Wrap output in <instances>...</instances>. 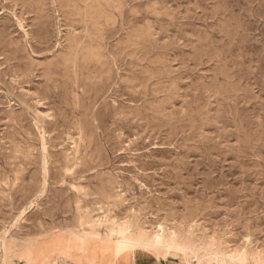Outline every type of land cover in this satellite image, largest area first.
Here are the masks:
<instances>
[{
    "label": "rangeland",
    "instance_id": "1",
    "mask_svg": "<svg viewBox=\"0 0 264 264\" xmlns=\"http://www.w3.org/2000/svg\"><path fill=\"white\" fill-rule=\"evenodd\" d=\"M96 218L264 257V0H0V264H113Z\"/></svg>",
    "mask_w": 264,
    "mask_h": 264
},
{
    "label": "bare ground",
    "instance_id": "2",
    "mask_svg": "<svg viewBox=\"0 0 264 264\" xmlns=\"http://www.w3.org/2000/svg\"><path fill=\"white\" fill-rule=\"evenodd\" d=\"M43 141H44V139H43ZM43 141H42L41 148H42V151L45 153L46 152V146H45V143ZM43 169H44L43 172H46V163L45 162L43 165ZM43 180L44 181H43L42 187L44 188L46 180L44 178H43ZM30 202H32V201H30ZM30 206H31V204H30ZM26 208H29V206ZM27 211H29V209ZM20 213H22V211ZM99 220L101 221V219L96 218V219L92 220V223L85 225L83 233L87 237H89L91 239H96L97 241H99L103 244L104 250L110 254L113 264H118L122 261L126 262L127 260H130L131 258H135L136 260H139V259H141L143 257H147L149 255L160 256L163 258V260L168 258V257L176 258L175 252L170 249L171 245L166 244L165 241L163 240L162 232H160L161 230L160 231L156 230L152 236L151 235L148 236V234H146L147 231H143L141 236H139L138 238H133L130 233H126L127 231H125L126 228L124 227V225H121L124 229L120 230L119 234H116L114 232V228H112L110 226V228H112V229L110 230L109 235H108L107 232L101 231L99 229V224H101L99 222ZM15 221L17 222L18 220L16 219ZM107 225L108 224L106 223L105 226H107ZM11 226H12V224H11ZM7 233L2 235V237L0 238V249L5 247L6 238H7L6 234ZM113 236H115V237H113ZM177 243H175V244L171 243V244L174 247H177V245H178ZM59 247L60 246H57L55 241H50V242L46 243V245L43 249L47 252H51L53 250L59 249ZM183 250H182V252H183ZM41 252H44V251L41 249ZM212 254L216 258L220 257L218 255V253H216L214 251L212 252ZM220 258H222V260H225V264H264V257H261L260 252H255V253L250 254L246 250H242L241 252L233 251L231 254L226 255V258L225 257H220ZM183 262L185 264H188L186 259ZM53 263L55 264L56 262H53Z\"/></svg>",
    "mask_w": 264,
    "mask_h": 264
},
{
    "label": "crops",
    "instance_id": "3",
    "mask_svg": "<svg viewBox=\"0 0 264 264\" xmlns=\"http://www.w3.org/2000/svg\"><path fill=\"white\" fill-rule=\"evenodd\" d=\"M58 263H60V261H58ZM66 264H76V263L73 260H71V261H69ZM78 264H87V263L81 262V263H78ZM96 264H98V263H96ZM118 264H182V263L178 259L171 258V257H168V258H166L164 260H158V261H155V260H153L152 258H149V257H143L139 261L136 260L135 258H131L130 260H127L126 262L122 261V262H120Z\"/></svg>",
    "mask_w": 264,
    "mask_h": 264
}]
</instances>
